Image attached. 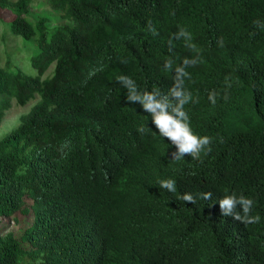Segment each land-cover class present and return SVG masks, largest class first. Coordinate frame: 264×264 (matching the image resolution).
Returning a JSON list of instances; mask_svg holds the SVG:
<instances>
[{"label":"trees","instance_id":"16d2710c","mask_svg":"<svg viewBox=\"0 0 264 264\" xmlns=\"http://www.w3.org/2000/svg\"><path fill=\"white\" fill-rule=\"evenodd\" d=\"M45 2L63 25L30 17L32 0H0L13 17L2 39L35 41L25 55L34 73L12 62L22 51L0 66V125L13 100H37L0 139V219L34 218L20 238L0 236V264H264V27L253 23L264 25V0ZM179 27L201 56L185 79L198 100L185 106L192 130L213 138L200 160H172L175 146L117 82L167 93L165 59L175 67L197 54L172 39ZM233 192L254 201L259 223L222 214Z\"/></svg>","mask_w":264,"mask_h":264},{"label":"clouds","instance_id":"9594fccd","mask_svg":"<svg viewBox=\"0 0 264 264\" xmlns=\"http://www.w3.org/2000/svg\"><path fill=\"white\" fill-rule=\"evenodd\" d=\"M253 23L264 27L259 20ZM147 30L154 36L159 34L151 21H148ZM172 39L183 40L185 47L197 54L192 59L186 57L182 64L175 67L171 58L165 59L164 70L174 71L175 73L173 86L167 93L162 92L158 88H153L152 91H141L136 82L125 75L118 76L117 82L126 89L127 101L129 103H139L143 111L151 117L152 124L158 130L159 135L167 138L175 146L176 151L171 153L172 160L180 161L185 156H189L193 160H200L202 152H211L210 145L213 138L200 136L192 130L190 117L185 111V106L192 102H198V100H194L192 92L185 87V79H191V75L186 69L200 62L201 56L197 46L193 43L192 33L187 28L179 27L178 31L172 34ZM217 43L220 47L224 46L222 39ZM169 44L171 45V40H169ZM229 80L230 77H225V84L228 88L231 87ZM220 97L221 93L215 90L208 94V99L213 105L217 103V99ZM222 98L225 101L229 99L227 88L224 90ZM139 131L143 132L144 128H140ZM158 183L160 188L171 193L176 192L175 180L164 179ZM200 196L204 200H210L212 193H201ZM179 199L190 204L196 203L195 197L190 193L182 194ZM218 203L222 214L226 217L230 216L235 221H239L246 226L260 222L261 218L258 214L255 216L251 214L254 201L243 194L237 195L235 192L231 194L225 193Z\"/></svg>","mask_w":264,"mask_h":264},{"label":"rangeland","instance_id":"374dc122","mask_svg":"<svg viewBox=\"0 0 264 264\" xmlns=\"http://www.w3.org/2000/svg\"><path fill=\"white\" fill-rule=\"evenodd\" d=\"M16 1V0H10ZM29 15L33 19H37V17L48 16L49 26H59L63 25L65 21L60 17L59 14L55 13L51 10V8L46 4L45 0H32V4L29 7ZM13 17L0 13V66L5 65L7 62V53L10 51L20 52L19 56L12 60V62L17 63L22 70L29 74L34 73L27 59H25V55L29 52L34 46V42L24 43L20 39L6 38L3 40V33L5 29V22L12 20ZM23 57V58H21ZM21 58V59H20ZM18 59H20L18 61ZM52 71V67H50L45 76ZM37 100L28 102L25 106H19L14 100L11 102V108L5 113V116L0 125V139L9 131L17 127L20 122V117L27 113L30 107ZM28 205L32 204V201L28 198L25 199ZM33 214L30 211L28 215L16 214L11 218H1L0 219V236H5L8 233H12L16 238H20L24 231L28 229L33 222Z\"/></svg>","mask_w":264,"mask_h":264}]
</instances>
